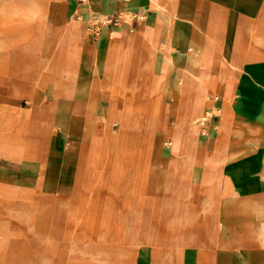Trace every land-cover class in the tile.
<instances>
[{
    "label": "crops",
    "instance_id": "obj_1",
    "mask_svg": "<svg viewBox=\"0 0 264 264\" xmlns=\"http://www.w3.org/2000/svg\"><path fill=\"white\" fill-rule=\"evenodd\" d=\"M15 2L21 4H6V9L17 8L24 13L45 7L46 0ZM119 10L132 13L133 18L123 19L117 26H105L95 39L89 27L92 20L99 21L104 14ZM28 18L0 16V32L29 33ZM42 18L44 25L37 33L43 34L39 37L43 55L37 43L30 45V50L25 47L24 56L36 64L49 61L59 70L67 51H75L77 58L67 69L69 84L62 86L58 74L57 82L41 81L47 96L56 100L48 112L39 103L35 112L39 120H28L30 126L15 133L18 139L13 140L15 134L0 133V144L15 145L16 150L23 146L17 150L21 155L14 158L20 169L3 167L1 176L13 175L23 183L32 177L37 182L35 192L39 190L44 197L54 199V220L32 219L30 236L41 240L51 230L64 233V227L74 225V219H78L72 213L80 210L84 219L93 214L95 206H82L84 202H101L105 209V170L100 173L96 167L105 161V155H95L93 147L105 145V112L109 111L110 99L129 96V83L141 82L143 68L149 67L151 84L147 97L167 98L164 113L179 111L180 148L176 157L173 149L165 151L163 139L168 125L158 127L151 100L150 118L140 127L149 141L145 157L148 165L140 168L142 159L136 150L133 176L139 178L138 191L144 187L142 193L149 197L135 199L136 210L129 208L130 219L139 213L140 218L126 236L146 234L145 241L153 247L151 264H264V0H49ZM206 84L211 88L206 89ZM93 86L94 98L84 100ZM214 90L217 101L207 106L206 98ZM183 96L190 99L183 110L186 117L170 101ZM207 108V113L216 112L204 121L207 129L196 135L193 125H185L186 119ZM124 109L117 111L116 116H121ZM46 112L53 113L48 137L43 135L48 127L44 119L47 116L43 117ZM26 115L30 119L33 112ZM157 132L163 134L159 146ZM193 141L195 145L191 146ZM157 147L159 154L154 160ZM48 151L54 169H48ZM176 165L182 167L181 171L175 169ZM9 169L17 172L11 174ZM32 169L35 173H30ZM175 171L181 173L179 181ZM149 179L154 184L142 186ZM0 181V189L6 191L9 202L10 184ZM180 199L194 205L190 206L192 222L184 223L187 234L172 238L170 223L164 221L161 223L168 238H149L159 232L152 217L149 228H138L144 223V208L153 212L159 200L165 203L168 217L171 204ZM35 203L40 208L42 202ZM112 215L114 220L125 216L116 209ZM174 241L199 244L180 248ZM158 243L163 244L161 248ZM68 264L87 262L72 260Z\"/></svg>",
    "mask_w": 264,
    "mask_h": 264
},
{
    "label": "rangeland",
    "instance_id": "obj_2",
    "mask_svg": "<svg viewBox=\"0 0 264 264\" xmlns=\"http://www.w3.org/2000/svg\"><path fill=\"white\" fill-rule=\"evenodd\" d=\"M4 1L6 0H0V16L3 15L5 18H11L22 17V15H26L29 17L27 25L29 26L28 30H30L29 33H26L24 35H22L19 31L13 34L0 32V133L5 134L7 132L8 134L11 133V135H13L18 130L20 131L21 129L22 131H24L26 127L30 126L27 122L28 120L30 123L37 122L39 120V114L35 113L37 110V105L39 103H42V105L46 107L44 109L47 112L49 111L48 108L51 107L53 103L50 97L47 96V88L41 85V81L48 79H51L53 81L54 79L53 82H57L55 80V75L58 74L57 76H61L62 78V86L64 84H69L67 69L69 70V68L72 66L71 62L73 63L74 61H76L77 54L74 53L75 51H67L68 55L65 57V63H63V65L61 66V70H59V68H57L56 66H50L49 61L36 64L31 59V57L24 56L25 47L30 50V45H37V43H39V37L43 35L37 33V31L43 28L44 20L42 16L47 13L49 0H46V2L44 3L45 7H35L34 9L31 8L29 11L25 10L24 13L21 12V9L18 10L17 8H8V10L6 9V4L9 5L16 3L17 5H20V2H15V0H13V2H10L9 0H7V2ZM42 9H44V13ZM132 18V13L124 14L125 20H131ZM95 22L96 19H93L89 27H91ZM19 25V28H22V24ZM8 36L11 37L8 38ZM39 44L40 54H42V44ZM27 49L26 51H28ZM25 53L28 55L27 52ZM40 57L41 59H43L42 56ZM49 57L50 56H48L47 58L49 59ZM24 62L26 65L24 64ZM1 68H4V70ZM143 69L144 71L141 76V82H130L127 86V94L129 96L124 99L112 98L110 99V103L108 106V109L111 108L113 110V114H115L119 110H123L124 107H127L130 110L128 114H126V116L129 115L132 116V118L129 119V116L127 118L129 122L127 123L128 127L125 128V134L127 133L126 137L128 139V142L136 144L125 145L124 151L125 154L127 151L130 152V150L132 149H136L139 151L142 159L140 167L142 170L144 169V164L145 166L148 165V163L147 165L145 163V157L149 141L145 140L143 129H140V127L145 125L150 118L149 115L151 110V100L153 101L152 103L154 107L153 116L159 119L158 127L162 128V123L165 122L168 125L167 132L165 133L163 139L165 151L171 152V150L173 149L172 154L178 153V148L175 149L172 143H170L173 139L171 132L174 130V127H176L174 134L178 133L181 138V133L178 129L177 123L179 111L173 114L164 113V106L167 105L168 101L167 98L159 96L156 99H151L150 97H147L150 90L151 74L148 72L149 67ZM209 88H211V86L209 84H206V89ZM93 89L94 86L89 93V96L84 97V100L93 97ZM159 89L160 88H158V90ZM116 93L117 92H115V94ZM158 95H160V92L158 93ZM208 95L210 97L206 98L208 100V102L206 103L207 106H210L214 104L217 92H215L214 90L213 94ZM180 99V97H174L173 99H170V101L172 100L171 105L179 108ZM182 99L187 100L188 98L183 97ZM184 108H187L186 104L182 105L183 110ZM206 110H208V108L205 110H201L200 113L194 115V117H188V119H186L187 122L185 123V125L188 127H190V125H193V127H195L194 129H196L195 131L197 134L200 132H204L203 130L207 129L206 127H204V121L209 120L216 112V110H211L207 113ZM30 112H33V117L29 119L27 118L26 114ZM47 112L44 113L43 117L47 116L44 119L45 121H47L48 126L49 123L52 122L53 113L48 114ZM185 113L186 112H184L183 114L184 117L187 116V114ZM23 122L25 123L24 126H22ZM118 123L119 121L116 118L112 119L111 121H105V130L110 131V135L108 137L105 136V145H107L108 147L110 146V150L114 149L116 145L115 142H117L116 138H118L119 133H121L122 131L121 128L119 129L120 124ZM107 124H109L111 128L108 129L106 126ZM191 132L193 131L191 130ZM43 133L44 137L47 136L46 130L43 131ZM162 136L163 134L161 132H157L155 134V137H157V146H159ZM108 142H110L111 144H107ZM3 143L0 144V171H4L3 167L20 169V163H17L13 159V157L17 154V152H19L17 150L21 149V147L23 146L19 147L17 150H12L13 145ZM105 145L93 147L95 155L101 153L102 151L105 155V161L98 162L96 166L100 173L105 170V209H103L104 204L102 205L101 202H94V204L84 202L82 203V206H95L92 215L87 214V219H84L83 217H85V215L82 214L80 210H77L76 214L72 213L73 217L78 218L74 219V222L76 224L74 223V225L64 227V234L57 231L56 236L53 234H49L47 237H43L41 240H31L30 234L32 233V231L30 227H32L33 220L27 218L25 219L21 214H19L18 211L12 212L10 208V203H12V201L14 200L17 189L20 187V185L27 186V188L36 191L37 182L35 181V179L30 177L26 178V181L24 180L23 183V180L20 181L21 179L18 180V178L13 177V175L9 176L7 174L6 176H1L2 173L0 172V180L8 181V183L10 184L9 202H7L8 196L6 191L4 189H0V264H68V262L72 260L83 263L87 262V264H140L141 262L142 264L152 263L153 257L151 255L153 253V247L150 242L145 241L146 234L144 232L135 234L136 236H123V232H119V230H127V227L132 228L136 226L135 220L136 222H138L140 213L134 216L133 219H130L131 215H129V210H136V206H134L133 208L135 199L141 198L143 200L149 197V195L142 193L146 190L144 187L139 190L141 191V193H139L138 189L140 187V183L139 185L136 183V181H139V178L136 179L133 176L125 178L127 182H125L124 187L122 186V190L124 191V193L117 192L119 191V188H117L116 185L111 187L109 181L113 177L110 178L109 173L113 167L114 159H111V155H109V153L105 154V148H103ZM158 151L159 147H157V150L154 153V160L157 159V155L159 154ZM27 153L28 152L26 151V154ZM33 158H37V156H34ZM129 159L130 157L125 155L122 161L124 162L125 160V162L128 163ZM181 168V166H175V169L178 171H181ZM9 172L13 174L17 171L9 169ZM30 173L35 172L32 169L30 170ZM180 175V172L175 171L174 176L177 181H179ZM144 178L145 179L143 180L146 182L148 180L147 172ZM153 181V179H149V182L147 184H143L142 182L141 183L142 186L149 187L150 184H154ZM156 181L158 182V179ZM158 184L160 183L158 182ZM0 186H3L1 184V181ZM149 190H151V188ZM149 190L147 189V191ZM110 205H114V209L124 212L125 216L123 222L118 219L114 220L113 225L111 224L112 220H108L109 217L107 214V211L110 208V210L112 211V207ZM171 205L173 209L170 211L168 217L165 214V203L157 205V207L154 208L153 212L152 210L144 208L145 211H143V214L146 213L144 216V223L142 226L140 224L138 228H140L142 231H144L143 227L149 228L151 226L149 223V218L152 217L154 222L156 223L155 227L158 228L159 232H157L155 236L150 235L149 238H168V235H165V226H162L161 223L164 221L166 223H170L168 225V228L170 229L172 238H181L182 235L187 234L189 232L188 226L184 225V223L188 225L189 221L192 222V217L189 218L192 212L190 206L194 205L186 199H180L176 202L174 201ZM110 210L109 212H111ZM28 216L29 218H31V214H29ZM48 218L49 219H47V221H51V218H53L54 220V213L53 215L48 216ZM86 220L87 224L85 225L84 222ZM20 224L23 225L22 228L20 227ZM111 225L112 229L115 232L105 233V229H109ZM174 243H176L180 248H190L191 246L195 248L198 247L199 244L197 242L191 241H174Z\"/></svg>",
    "mask_w": 264,
    "mask_h": 264
},
{
    "label": "bare ground",
    "instance_id": "obj_3",
    "mask_svg": "<svg viewBox=\"0 0 264 264\" xmlns=\"http://www.w3.org/2000/svg\"><path fill=\"white\" fill-rule=\"evenodd\" d=\"M53 87H54V85H53ZM183 97L185 98V96H183ZM183 97H181L180 104H179L180 111H181L180 113L183 112L182 105L186 104V106L188 107V104L190 103V99L183 100L182 99ZM55 101H56L55 99H52V102H55ZM81 106H82V104H81ZM83 106H85V105H83ZM129 111L130 110L128 108L125 109L124 113L121 116L120 115L116 116L115 114H113L114 112H113V110L111 108L109 109V111L106 110V112H105V121H107V120L111 121L114 118L119 120V117L121 118L120 119L121 123H120L119 126H121L122 131H121V133H119L118 138H116L117 142H115L116 145H115L114 149L110 150L109 149L110 146L108 147L107 145H105L103 148H105V150H104L105 154L109 153V155H111V159H114L113 167H112L111 172H110V175H111L110 178L113 177L109 181L110 185L111 186H115L116 185L117 188H119V192H123V193H124V191L122 190V186L124 187L125 182H127V180L125 178L126 177H132V176L135 175L134 171H135V166H136V161H137V156H135V158H134V153H135L136 149H132V150H130V152L127 151L126 154H125V151H124V146L125 145H128V144L133 145L134 144V143L128 142V139L126 137L127 133L125 134V128L128 127L127 123L129 122L127 120L129 115L126 116V114H128ZM131 112H132V110H131ZM131 118H132V116H129V119H131ZM51 123H49V125H48V127L46 129L47 137H48L49 127H51ZM166 125H167L166 122L162 123V128L165 127ZM106 126H107L108 129L111 128V126L109 124H107ZM193 133L197 135V133L195 131ZM109 135H110V131L109 130H105V136L108 137ZM13 136H14L13 140L19 138L17 134H15ZM85 136H87V135H85ZM172 137H173V139H172V141L170 143H172V145H173V147L175 149L178 148V150H179V148H180V136H179V134L175 133ZM107 144L110 145L111 143L108 142ZM8 145H10V144H8ZM192 145H194V141L191 143V146ZM13 149H14V146H12V150ZM14 150H16V149H14ZM48 152H49V161H48L49 163L48 164H50V166H48V169H54L53 168L54 165L52 164L53 161H52L51 155H50L51 151H48ZM101 153L103 154L104 152L102 151ZM17 154H18V152H17ZM17 154L13 157V159L14 158H18V155H21V154H18V155ZM125 155L130 157L128 163H126L125 160H124V162L122 161V159L124 158ZM175 155H177V153H173V157ZM39 166L42 168L43 163H40ZM119 178H120V180H119ZM99 185H101V183ZM119 197H123V196H119ZM81 198H82V196H81ZM35 199L39 203L42 202L40 208L35 203ZM53 201H54L53 197H44L43 195L40 194L39 190H37V192H35L34 190L29 189V188H27L24 185H20V187L17 189V192H16V195L14 197V200L12 201V203H10V206H11L10 208H11L12 212L18 211L19 214H21L25 219L27 218L26 217L27 214H31V218L30 219L39 218V219H42V220H47V219H49L48 216L53 215L52 209H50V208H52ZM159 204H161V202L158 200V205ZM114 210L115 209L112 208V211H114ZM112 211L111 212L108 211L107 214H108V217H109L108 220H112L111 224L113 225L114 218H116V217H113ZM165 214H166V212H165ZM121 222H123V220H121ZM20 225H21V228H22L23 225L22 224H20ZM112 225H111V227L109 229H107L106 233H108V232L112 233ZM119 232L120 233L123 232V236H126L127 234L132 233V228L128 227L127 230L123 229V230H119ZM53 233H55V236H56L57 231L51 230V234H53ZM31 240H38V239L34 238V236L31 235ZM161 245H163V244L158 243L157 246H159L161 248Z\"/></svg>",
    "mask_w": 264,
    "mask_h": 264
},
{
    "label": "built area",
    "instance_id": "obj_4",
    "mask_svg": "<svg viewBox=\"0 0 264 264\" xmlns=\"http://www.w3.org/2000/svg\"><path fill=\"white\" fill-rule=\"evenodd\" d=\"M124 14L125 13L123 10H119L115 13L104 14L103 17L99 21H96L90 27L92 36L96 39L100 36L101 30L105 26H111V25L117 26V25L121 24V22L124 19Z\"/></svg>",
    "mask_w": 264,
    "mask_h": 264
}]
</instances>
